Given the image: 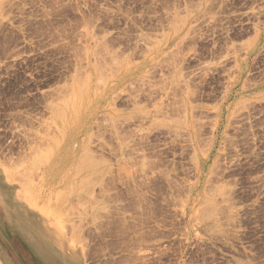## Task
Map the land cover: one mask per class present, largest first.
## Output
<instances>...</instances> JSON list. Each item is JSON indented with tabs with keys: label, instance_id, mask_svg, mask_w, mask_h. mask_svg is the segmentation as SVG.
I'll return each mask as SVG.
<instances>
[{
	"label": "rangeland",
	"instance_id": "obj_1",
	"mask_svg": "<svg viewBox=\"0 0 264 264\" xmlns=\"http://www.w3.org/2000/svg\"><path fill=\"white\" fill-rule=\"evenodd\" d=\"M0 264H264V0H0Z\"/></svg>",
	"mask_w": 264,
	"mask_h": 264
},
{
	"label": "bare ground",
	"instance_id": "obj_2",
	"mask_svg": "<svg viewBox=\"0 0 264 264\" xmlns=\"http://www.w3.org/2000/svg\"><path fill=\"white\" fill-rule=\"evenodd\" d=\"M239 71H241V72L243 71V66H240ZM231 96H232V89H231V86H228L226 88L225 92H224V96H223L222 102H220L219 105H218V107L215 108L216 113H217V119L215 120V123H214V133H216V134H217L220 126L222 125V123L225 122L224 110L227 107H225V105H224L223 102H224V100L230 98ZM190 113H191L190 108H187V112H186V115L184 116L182 128H183V130H185L187 132L188 137H189L188 138V141H189L190 145L193 147V149L195 151V156H196V160H197L196 170H197V175L199 176L202 173V170H203V167H202L203 163L206 162V159L208 158L209 154L214 149L217 136L215 135V136H213L210 139V143H209L208 149L203 153V155L202 156L198 155V152H196V150H197L196 123L190 117ZM3 199H5V197ZM28 220H30V219H28ZM19 223H20V221H19ZM28 224L33 225L34 223H32L31 221L28 222V221H26V219H24V223L21 222L20 225H19V227L22 230L25 231L26 230V226ZM34 231H35L36 234H40L41 236H42V234H44L41 226H39V225L34 229ZM50 263H52V262H50Z\"/></svg>",
	"mask_w": 264,
	"mask_h": 264
}]
</instances>
